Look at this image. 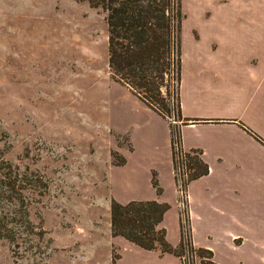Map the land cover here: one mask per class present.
I'll list each match as a JSON object with an SVG mask.
<instances>
[{
    "label": "rangeland",
    "instance_id": "1",
    "mask_svg": "<svg viewBox=\"0 0 264 264\" xmlns=\"http://www.w3.org/2000/svg\"><path fill=\"white\" fill-rule=\"evenodd\" d=\"M181 8L182 57L202 8ZM107 35L104 12L86 1L0 0V161L47 185L29 191L34 233L0 239V264H112L107 159L123 162L114 139L129 144L113 129L162 121L111 77Z\"/></svg>",
    "mask_w": 264,
    "mask_h": 264
},
{
    "label": "crops",
    "instance_id": "2",
    "mask_svg": "<svg viewBox=\"0 0 264 264\" xmlns=\"http://www.w3.org/2000/svg\"><path fill=\"white\" fill-rule=\"evenodd\" d=\"M189 2L202 9L194 10L197 22L182 50L180 118L161 117L123 87L164 126L112 128L129 144L114 139L123 162L107 159L109 228L112 199L157 200L169 205L160 226L167 242L178 246L171 151L176 127L183 149L207 165L187 184L193 246L209 251L216 264H264V0ZM110 236L112 264H182L172 252Z\"/></svg>",
    "mask_w": 264,
    "mask_h": 264
},
{
    "label": "trees",
    "instance_id": "3",
    "mask_svg": "<svg viewBox=\"0 0 264 264\" xmlns=\"http://www.w3.org/2000/svg\"><path fill=\"white\" fill-rule=\"evenodd\" d=\"M78 1H86L104 12L111 77L161 117L180 118V32L185 17L181 0ZM188 157L189 182L205 174L207 165L193 155ZM0 172V239L15 245L21 234L34 233L28 208L31 186L37 183L38 194L42 195L47 185L39 175L34 178L28 167L21 173L17 165L6 160L0 161ZM152 182L159 192L155 179ZM168 208L167 203L157 200L119 203L112 199L111 235L122 236L145 249L172 252L181 258L186 249L183 242L176 248L171 246L165 238V229L160 226ZM189 251L201 257V264H216L205 249L197 250L189 245Z\"/></svg>",
    "mask_w": 264,
    "mask_h": 264
},
{
    "label": "built area",
    "instance_id": "4",
    "mask_svg": "<svg viewBox=\"0 0 264 264\" xmlns=\"http://www.w3.org/2000/svg\"><path fill=\"white\" fill-rule=\"evenodd\" d=\"M171 150L173 178L176 192V205L178 208L179 225L181 236H183V245L186 247L181 257L182 264H194L195 257L187 249L191 244L190 226H189V209L187 184L191 172L189 168V152L181 146L180 135L177 132L171 133ZM190 239V240H189Z\"/></svg>",
    "mask_w": 264,
    "mask_h": 264
}]
</instances>
